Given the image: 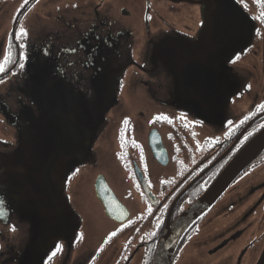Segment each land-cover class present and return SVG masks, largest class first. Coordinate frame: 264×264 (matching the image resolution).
<instances>
[{"label": "flooded vegetation", "instance_id": "af4514ba", "mask_svg": "<svg viewBox=\"0 0 264 264\" xmlns=\"http://www.w3.org/2000/svg\"><path fill=\"white\" fill-rule=\"evenodd\" d=\"M262 14L264 0H0V264H153L264 127ZM253 162L170 264H264V151Z\"/></svg>", "mask_w": 264, "mask_h": 264}, {"label": "water", "instance_id": "95a60500", "mask_svg": "<svg viewBox=\"0 0 264 264\" xmlns=\"http://www.w3.org/2000/svg\"><path fill=\"white\" fill-rule=\"evenodd\" d=\"M264 151V127L235 154L214 182L170 224L158 245L153 264H170L181 235L200 214L212 205L225 188ZM179 196L175 199L173 205Z\"/></svg>", "mask_w": 264, "mask_h": 264}, {"label": "snow or ice", "instance_id": "6c2138e0", "mask_svg": "<svg viewBox=\"0 0 264 264\" xmlns=\"http://www.w3.org/2000/svg\"><path fill=\"white\" fill-rule=\"evenodd\" d=\"M25 3H27V0H25ZM262 17H264V14H262ZM27 36V31L24 28H20L18 33H13L12 39L13 40H18V39H22L24 37ZM25 47V45L23 43L18 44V48L23 49ZM25 57L23 56V54H21L20 59H24ZM8 62V58L5 59V63ZM18 63V61H17ZM18 66L20 68H24V64L23 63H18ZM5 68L3 66V64H0V72H4ZM149 211H151V209H149ZM112 235H115V233H113ZM55 255V254H54Z\"/></svg>", "mask_w": 264, "mask_h": 264}, {"label": "rangeland", "instance_id": "374dc122", "mask_svg": "<svg viewBox=\"0 0 264 264\" xmlns=\"http://www.w3.org/2000/svg\"><path fill=\"white\" fill-rule=\"evenodd\" d=\"M258 160H259V159H258ZM256 163H257V161L253 162V163H252L253 166H255ZM262 175H263V174H262ZM262 175H261L260 172H257V173H255V174H253V175H252V181L256 180V179L259 178V177H262ZM252 184H253V186H252V190H255V187H257V185L254 184V183H252ZM254 186H255V187H254ZM245 190H246V189H245ZM245 190H243V191H245ZM258 195H259V194H255V195L253 196V198L257 197ZM262 200H263V199H261L260 202H261ZM256 210H257L258 212H260V211H261V207H258Z\"/></svg>", "mask_w": 264, "mask_h": 264}]
</instances>
